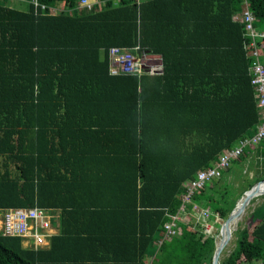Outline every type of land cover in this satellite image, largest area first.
I'll use <instances>...</instances> for the list:
<instances>
[{"label":"trees","instance_id":"trees-1","mask_svg":"<svg viewBox=\"0 0 264 264\" xmlns=\"http://www.w3.org/2000/svg\"><path fill=\"white\" fill-rule=\"evenodd\" d=\"M38 1L0 0V209H51L58 232L40 249L0 233V264H212L194 204L225 221L264 179V138L193 196L179 233L163 228L187 182L261 124L243 0ZM249 1L258 27L264 0ZM112 47L162 71L113 75ZM263 208L220 264L264 263Z\"/></svg>","mask_w":264,"mask_h":264},{"label":"built area","instance_id":"built-area-1","mask_svg":"<svg viewBox=\"0 0 264 264\" xmlns=\"http://www.w3.org/2000/svg\"><path fill=\"white\" fill-rule=\"evenodd\" d=\"M116 2L120 0H115ZM35 5H40L38 0H32ZM100 4V0H79V7L91 10L95 5ZM244 10L240 14L242 22L245 24V35L247 42L245 47L248 55L252 59L251 74L252 84L255 86L257 93V105L260 109L261 124L257 131L245 140H241L239 144L231 149H226L219 157L218 161L209 168L198 171L193 179L187 182V190L183 196V203L180 211L171 215L170 220L164 224V238H169L176 235L178 232L179 221L184 220L187 215V204L192 201L193 196L205 188L208 182L212 179L219 178L222 172L232 164L233 160L239 158L247 146H256L264 138V62L262 60V42L264 40V31H260L256 26V16L250 8V1L243 0ZM46 8V5H42ZM65 10L64 7H50L52 13H57ZM110 72L113 75L119 74H133L140 72L145 64L140 60L131 50L124 47H112L110 49ZM150 72L160 70L161 65H152ZM193 211L197 214L198 219H204L208 215V209L199 207L194 204ZM53 211L43 207H10L0 209V233L4 236L21 237L26 240V247L40 249L47 248L50 245L51 237L56 233L54 232L55 226L53 225ZM204 222V221H203ZM201 223L205 232L210 233L212 226L206 229L204 223ZM32 244L29 245V241ZM160 244L163 240L159 241ZM148 264H153L152 259Z\"/></svg>","mask_w":264,"mask_h":264},{"label":"rangeland","instance_id":"rangeland-1","mask_svg":"<svg viewBox=\"0 0 264 264\" xmlns=\"http://www.w3.org/2000/svg\"><path fill=\"white\" fill-rule=\"evenodd\" d=\"M28 3H29V0H9V4L10 5H12V6L16 7V8H19V9H26L27 6H28ZM146 59H145V61H146L145 63L149 66V68L152 65H157L158 62H159L157 56H155V57L154 56H148V57H146ZM245 171H247V170H245ZM247 174L249 175L250 178H252V177H254L256 175V170L255 169L254 170L253 169L248 170ZM235 182H238V181H235ZM263 195H260V196H257L255 198H253L251 203L247 206L245 212L242 214V216L240 218V221H239L240 223H238L234 227V231L232 233V238H231L230 242L228 243V245L224 248V250H223V252L221 254L220 260L225 258L226 256H228L235 249V247H236L235 231L238 230V229H242V228H245V227L249 228V227L252 226V224H253L252 212L255 209L259 208L260 206L264 205V196ZM263 213H264V208H263V211L261 212V214H263ZM209 217H210V213H208V215H206L205 220H204L203 223L206 226V229L209 228L210 225L212 226V229H211L210 233L213 234L216 237L217 241H219L221 239L220 229H221V226H222V224L224 222V219H222L219 214L214 215V217L212 219H210V220H209ZM206 222L208 224H210V225L209 226L206 225ZM54 232H56V233L58 232L57 226L55 227ZM25 241L26 240L23 241V245L24 246H26V242ZM31 244H32V240L29 241V245L28 246H30ZM262 262L263 261L257 260V261H254L253 263H248V262H245V261H243L242 263L243 264H264Z\"/></svg>","mask_w":264,"mask_h":264},{"label":"water","instance_id":"water-1","mask_svg":"<svg viewBox=\"0 0 264 264\" xmlns=\"http://www.w3.org/2000/svg\"><path fill=\"white\" fill-rule=\"evenodd\" d=\"M160 63L162 65L163 61L161 56H159ZM162 71V68L160 69ZM264 194V179L256 183L250 190L246 191L245 194L240 198L228 218L223 222L220 234L221 239L216 241V250L213 256L212 264H220V257L224 248L228 245L232 238V231L230 228L231 222L242 216L245 212L247 206L251 203L253 198Z\"/></svg>","mask_w":264,"mask_h":264},{"label":"crops","instance_id":"crops-1","mask_svg":"<svg viewBox=\"0 0 264 264\" xmlns=\"http://www.w3.org/2000/svg\"><path fill=\"white\" fill-rule=\"evenodd\" d=\"M258 29L260 30V31H264V23H260V24H258ZM158 57V64L157 65H161V63H160V59H159V56H157ZM262 60H263V62H264V46H263V49H262ZM162 66V65H161ZM186 216V215H185ZM184 216V217H185Z\"/></svg>","mask_w":264,"mask_h":264},{"label":"bare ground","instance_id":"bare-ground-1","mask_svg":"<svg viewBox=\"0 0 264 264\" xmlns=\"http://www.w3.org/2000/svg\"><path fill=\"white\" fill-rule=\"evenodd\" d=\"M26 2V1H25ZM1 7V6H0ZM264 196V195H263ZM240 218H241V216L239 217V218H237L236 220H234L233 222H231V224H230V228H231V231H232V233H233V231H234V227L238 224V223H240L239 221H240ZM235 237V236H234ZM230 242V241H229Z\"/></svg>","mask_w":264,"mask_h":264}]
</instances>
